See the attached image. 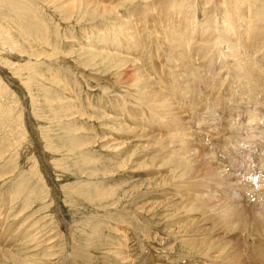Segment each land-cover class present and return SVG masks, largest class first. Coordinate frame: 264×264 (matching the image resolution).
<instances>
[{"label":"rangeland","instance_id":"374dc122","mask_svg":"<svg viewBox=\"0 0 264 264\" xmlns=\"http://www.w3.org/2000/svg\"><path fill=\"white\" fill-rule=\"evenodd\" d=\"M109 1L112 0H0V212L3 211L0 223L5 217L4 224H0V237H6V243L10 244L12 237L21 230L23 234L28 226L24 234L30 232V237L27 234L25 239L27 236L23 234V240L16 243L23 242L27 247L31 244L33 254L29 256L40 255L37 264H66L67 258L73 257L75 261L71 259V264H115L117 260L113 257L121 246L132 256L133 264H168L169 261L187 264L177 250L179 245L184 246L180 240L188 237L176 233L184 226L185 219L175 221L181 222L178 227L171 223L172 210L166 208L169 211L165 212V192L161 193L162 183L155 178L161 170L158 163L161 155L138 161L133 156L135 151L128 156L120 155L117 162L119 156L108 150L112 145L110 140L123 144L130 134L102 113L111 116L107 108L103 109L106 102L114 103L116 108L121 104L122 100L114 93H117L115 89L126 92L128 73L119 71L123 67L118 65L114 68V58L107 52L106 56H98L91 47L93 34L108 26V23L100 24L103 18L95 17L91 8L97 11V2L108 5ZM213 21L216 27L223 22L219 16ZM176 22L180 23L181 32H193V19ZM213 46L216 51L227 47L219 39ZM214 114L217 124L222 113ZM242 114L233 116L240 120L238 124L245 135L243 121L249 118L248 114ZM255 125L252 129L258 127ZM249 132L252 138L254 133ZM235 152L240 160L237 165L244 164V168L251 166V157L254 160L257 157L253 153L241 156ZM212 156L215 161L220 158L222 166L227 164L225 154L216 148ZM178 164L188 172L181 184L186 183L185 189L197 201L201 214L196 218L212 215L217 221L214 232L219 227L225 229L231 245L240 251L241 264H254L247 255L259 246L264 247V231L259 230L264 225V211L257 225L250 219H240L241 228L245 229L241 239L234 207L221 202L222 194L202 192L208 175L200 168V161L189 156ZM223 168L231 175L230 167ZM259 168L250 170L257 180L264 178ZM194 181L198 183L195 198ZM243 194L231 198L238 204L249 203L248 196ZM7 202L13 209L8 210ZM230 205L238 206L234 202ZM254 206L264 208V204ZM8 217L14 218L10 221ZM15 223H22V227ZM11 225L17 232L9 229ZM3 229L9 234L7 231L2 234ZM247 231L257 235L258 241L247 238ZM172 242L177 250L168 248ZM246 242H250L248 248L243 247ZM6 246L2 249L12 247ZM166 254L170 257L163 258Z\"/></svg>","mask_w":264,"mask_h":264},{"label":"bare ground","instance_id":"6f19581e","mask_svg":"<svg viewBox=\"0 0 264 264\" xmlns=\"http://www.w3.org/2000/svg\"><path fill=\"white\" fill-rule=\"evenodd\" d=\"M96 8L97 11L91 8L95 17L103 18L100 24L106 26L108 23V26L104 31L93 34L91 47H94L97 55L106 56L107 52L112 56L113 67H123L119 71L128 73L130 80L124 86L125 93L115 89L117 93L114 96L122 100L119 107L116 108L111 102H106L103 107L111 114L103 111L104 116L107 115L116 126L124 127L131 134H128L129 138L123 139V144L110 140L112 145L108 146V150L119 156L117 162L120 155L128 156L135 151L133 156L138 161L153 160L156 154L161 155V161L158 162L161 170L156 172L155 178L162 183L161 193L165 192L163 205L165 209L172 210L170 220L174 226L181 224L175 223L176 220L185 219L182 221L184 226L179 227L176 233L188 237L180 240L184 246L179 245L178 250L174 249L175 242H172L168 247L170 251L177 250L178 256L183 261L187 260V264H241L240 251L231 245L225 229L219 227L214 232L216 219L207 214L205 219L196 218L201 211L197 210V201L185 189L186 183L181 184L188 172L180 168L178 163L189 156L200 161V168L208 175L207 185L202 192L208 193L209 190L211 194H222L221 202L234 207L233 216L241 229V239L245 229L241 228L240 219H250L256 225L261 220L264 208L254 205L264 204V178L255 179L250 170L258 166L264 172V0H112L108 5L97 2ZM217 16L223 21L219 27L213 21ZM183 19L194 20L191 34H187V30L181 32L180 23L176 21ZM230 19L233 20L231 25ZM219 31H223L220 37ZM217 39L227 47L216 51L213 45ZM214 113H222L218 126ZM242 113L248 114L249 118H245L248 121L242 120L246 128L245 135H242L238 124L240 120L233 116ZM253 124L258 127L252 129ZM249 130L254 133L252 138H249ZM155 140L157 144L153 143ZM235 144L237 148L232 147ZM215 148L228 159L224 165L226 169H232L231 175L223 168V162H219L220 158L219 161L213 158L212 150ZM258 149L260 151L256 152ZM235 151L241 156L253 153L257 157L254 160L250 156L253 159L251 166L244 168V164L237 165L240 162ZM245 169L247 171L244 173ZM197 186L198 183L194 181V198ZM242 192L243 196H248L247 202L251 204H238L231 198ZM232 202L249 208L230 205ZM10 206L7 202L8 210L12 208ZM8 218L11 221L14 217ZM15 224L21 226L22 223ZM211 225L214 227L211 228ZM259 230L264 231L263 224ZM4 231L7 230L3 229L2 234H5ZM20 234H13L17 238L11 236L13 239L10 244L6 243V237H0V264L9 261L37 264L40 255L29 256L33 254L31 244L27 247L23 242L16 243L24 238L25 234H22L23 237ZM27 234L30 237V232L25 236ZM246 234L247 238L259 239L250 231ZM7 244L12 246L11 249L3 250L2 247ZM249 246L250 242L243 244V247ZM118 250L113 257L117 260L115 264H133L132 256L122 246ZM13 253L16 255H11ZM168 257L170 254L163 256ZM205 257H208L207 261ZM247 257L254 264H264V247L259 246ZM67 259L66 264H71L74 257Z\"/></svg>","mask_w":264,"mask_h":264}]
</instances>
